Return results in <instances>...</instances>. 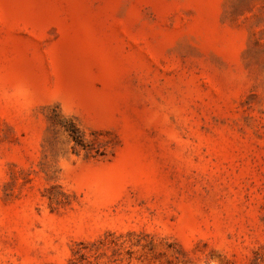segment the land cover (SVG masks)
I'll return each mask as SVG.
<instances>
[{"label": "rangeland", "instance_id": "rangeland-1", "mask_svg": "<svg viewBox=\"0 0 264 264\" xmlns=\"http://www.w3.org/2000/svg\"><path fill=\"white\" fill-rule=\"evenodd\" d=\"M0 264H264V0H0Z\"/></svg>", "mask_w": 264, "mask_h": 264}]
</instances>
